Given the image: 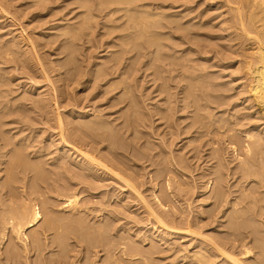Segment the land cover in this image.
<instances>
[{"label": "rangeland", "instance_id": "obj_1", "mask_svg": "<svg viewBox=\"0 0 264 264\" xmlns=\"http://www.w3.org/2000/svg\"><path fill=\"white\" fill-rule=\"evenodd\" d=\"M131 2H112L111 6L117 5L120 11L109 16L106 14L107 8H104V5H108L106 0H0V139L3 138L0 140V213H8L13 209L12 201L5 194L6 189L14 193H21L26 186L35 189L28 195L30 199L27 200L26 208L29 211V204H35L42 218L27 228L25 233L37 237V228L48 226L50 221L52 229L38 237L41 243L49 239L55 241L41 255L38 253L37 256L33 250L27 256L22 252L23 262L20 264H32L44 254L55 257L61 251V255L67 257V247H74L69 253L74 256L72 259L75 264L86 263L87 259L90 260L86 264H112L116 257L114 255L119 257L120 252L107 254L100 247L89 245L95 242L96 232L99 230L101 233L105 229L109 230L113 243L116 240L113 233L116 232L124 237L121 241L130 242L132 246L146 249L152 244L159 247V252L154 254L158 258L155 256L148 260L153 264H184L189 259L187 256L194 254V251H202V247L212 249L208 239L212 235L228 238L229 243H234L235 255L240 260L244 263L253 262L258 258V252L264 255V200L258 201L259 195L250 190L257 188L262 193L263 188H258L255 181L264 175V170L262 174L247 175L246 178L226 177L225 174L228 169L230 172V168H238L241 164H247L257 172V164L264 168V110L260 109L250 94L252 71L251 65L247 63L249 58L252 63L255 62L254 35L264 40V0H165L163 7L158 9L145 6L150 15L157 14L151 20H142L145 24L137 15L138 11L132 9L134 4ZM239 20L244 23L245 30ZM151 22L156 23L155 26H151ZM51 28L52 33H45V29ZM47 70L49 75L46 74ZM98 91L100 94L97 95ZM114 94V98L124 100L113 99L119 103H113L112 107L108 99ZM128 101L131 104H127ZM203 104H210L212 108L205 109ZM162 113L164 117H161ZM89 118H98L96 120L102 121L105 127L107 123V129L115 133L117 140L132 144L135 153H146L147 160L139 157L133 161L127 160L128 165L133 164L128 171L138 170L139 165L146 164L150 174L157 169L165 172L174 168L165 159L166 155L176 156L185 168L188 167V170L184 168L183 176L174 170L167 173L166 178L152 180L148 179L149 174H145L139 179L146 183L137 189L142 191L140 196L148 198L150 203H154L155 193L164 195V211L173 213L178 220L189 217L206 238L198 234H184L182 238L177 234H168L165 231L167 228L160 227L142 206L140 196L133 189L126 191L130 188L99 164L90 167L98 171L106 185L100 188V193L93 199L100 202L91 201L93 204L87 205L100 209L99 212L79 211L72 216L74 210L72 212L68 205L63 204V196L66 195L52 190L48 184L54 179L57 183L71 185L67 195L75 191V184L82 177L76 176L74 171H78L79 164L87 161L79 151L74 150L85 151L89 148V145L84 146V123ZM126 118L134 121V128L140 132H136L140 136L139 140L130 130L124 133V128L118 129L119 122ZM58 119L63 126L62 133L58 129ZM195 119L202 121L199 131L205 135L201 139L197 131L200 123H196ZM192 121L195 124L190 126ZM170 131H179L172 144L168 142L172 140ZM254 138L260 139L256 154L248 150L255 148L252 146ZM3 142L6 144L2 145ZM99 147L104 153L106 148ZM68 150L73 152L71 157L65 156ZM64 162L71 172L65 173L59 167ZM209 165L223 172V177L231 185V193L226 201H222L224 207H218L213 212L218 221L208 216L212 208L209 192L196 196L199 193L193 192L196 189L190 182L192 173H203L206 168H210ZM34 174L37 177L32 180ZM185 180L190 183L186 184ZM217 182L213 180L211 190ZM198 190L203 191L201 188ZM252 208L255 211L260 209L262 213L254 214ZM116 210L119 212L114 216L113 211ZM241 211L243 217L235 218ZM67 217L73 221L76 218L77 221L71 224L67 219L63 220ZM238 224L247 227L240 230L256 231L257 236L262 237L256 241L251 237L237 240L233 231ZM1 225L0 230L3 227ZM4 231V238H8L2 250L8 243L11 244L10 241L13 243V238H9L10 232L6 228ZM72 232L84 237L83 243L80 241L82 244L77 242L75 245L76 239L70 236ZM141 234H147V244L137 242L138 237L135 235ZM44 236L47 238L44 239ZM162 236L169 238L167 242L159 239ZM165 245L182 249L173 254L172 251L164 250ZM243 245H254L249 258L243 254ZM124 258L122 262L119 261L120 264H134L127 256ZM219 259L218 264H235L230 263L229 259ZM27 260H31V263H25Z\"/></svg>", "mask_w": 264, "mask_h": 264}, {"label": "bare ground", "instance_id": "obj_2", "mask_svg": "<svg viewBox=\"0 0 264 264\" xmlns=\"http://www.w3.org/2000/svg\"><path fill=\"white\" fill-rule=\"evenodd\" d=\"M118 0H106L107 4L108 5H104V8H107V12L106 14L111 16L114 12L116 11H120V8L115 5V6H111L112 5V2H116ZM132 1V2H131ZM164 1L165 0H121V3H127V2H131L133 3L134 5L132 6V9L134 8V10L138 11V16L141 20V22H144L145 24V21H148V20H151V17L154 16L156 13H152V15H150L149 11L146 10L145 6H152L153 8H160V7H163L164 5ZM257 3V2H256ZM96 4V3H95ZM101 4V3H99ZM99 6V5H98ZM97 6V7H98ZM125 7V6H124ZM140 8V9H139ZM145 8V9H143ZM126 10V8L124 9ZM161 10V9H160ZM158 10V11H160ZM236 10V9H235ZM133 12V11H132ZM151 12V11H150ZM88 13V12H87ZM127 13V11H126ZM158 13V12H157ZM83 14V13H82ZM86 14V13H85ZM136 14V12H135ZM157 15V14H156ZM248 15V14H247ZM104 16V15H103ZM130 16V14H129ZM132 16V15H131ZM133 17V16H132ZM136 17V16H135ZM134 17V18H135ZM94 18V17H93ZM130 18V17H129ZM138 19V18H137ZM142 20H145V21H142ZM161 20V19H160ZM83 21V20H82ZM158 21V20H157ZM240 21V20H239ZM139 22V21H138ZM126 23V22H125ZM159 23V22H158ZM88 24V23H86ZM121 24V23H120ZM143 24V25H144ZM156 23H153L151 22V26H155ZM90 25V23H89ZM240 25L242 26V28L245 30V26H244V23L242 21H240ZM264 25V24H263ZM157 26V25H156ZM160 26V25H159ZM176 26V25H175ZM112 28V27H111ZM155 28V27H154ZM115 29V28H114ZM174 29V28H173ZM45 33H52V28L51 29H45ZM74 30V29H73ZM72 30V31H73ZM66 31V30H65ZM64 31V32H65ZM63 32V33H64ZM67 32V31H66ZM75 34V32H73ZM102 33V32H101ZM145 33V32H144ZM147 33V31H146ZM72 34V33H71ZM88 34V33H87ZM134 34V33H133ZM125 35V34H124ZM128 35V34H127ZM135 35V34H134ZM147 35V34H146ZM249 35V34H248ZM251 35V34H250ZM249 35V36H250ZM74 36V35H73ZM77 36V35H76ZM129 36V35H128ZM264 36V35H263ZM70 37V36H69ZM138 37V36H137ZM148 37V36H146ZM145 37V38H146ZM71 38V37H70ZM123 38V37H122ZM125 38V36H124ZM151 38V37H150ZM251 38V37H250ZM131 39V37H130ZM138 39V38H137ZM149 39V37H148ZM147 39V40H148ZM254 43H256V50L253 54V57L255 58V62L252 63V61L250 60L251 58H249V60L247 61L248 64L251 65V70L252 71V85L250 86V94H252L253 96V100L258 104V106H260V109L261 110H264V40L262 37H258V35H254ZM31 39H29V42H30ZM55 40V39H54ZM125 40V39H124ZM152 40V38H151ZM138 41V40H137ZM32 42V41H31ZM152 42V41H151ZM33 43V42H32ZM36 43V42H35ZM34 44V43H33ZM120 44V43H119ZM122 44V43H121ZM66 45V44H64ZM123 45V44H122ZM151 45V44H150ZM156 45V44H155ZM67 46V45H66ZM141 46V45H140ZM158 47V46H156ZM255 47V44L254 46H252V48ZM33 48H35L33 46ZM37 48V47H36ZM122 48V47H121ZM124 48V47H123ZM149 48V47H148ZM127 50V48H124ZM33 50H36V49H33ZM25 51V50H24ZM120 52V51H119ZM118 52V54H119ZM124 52V51H123ZM153 53V52H152ZM139 54V53H138ZM147 54V53H146ZM155 54V53H154ZM157 55V54H156ZM159 55V54H158ZM252 55V54H251ZM161 56V55H160ZM137 57V56H136ZM36 58V57H35ZM38 58V57H37ZM109 62V61H108ZM118 63V62H117ZM133 66V65H132ZM124 68V67H123ZM130 69V68H129ZM128 69V71H129ZM111 70H113V68L111 67ZM125 70V69H124ZM127 70V69H126ZM95 71V70H94ZM94 71L92 72L94 74ZM104 71V70H103ZM44 72V71H42ZM97 72V71H96ZM48 73V70L46 72V74ZM116 73V72H114ZM45 74V73H44ZM113 74V73H112ZM49 75V73L47 74ZM91 75V74H90ZM95 75V74H94ZM43 76V75H42ZM93 76V75H92ZM43 77H46V76H43ZM50 78V77H49ZM1 79V78H0ZM47 79V78H45ZM57 79V78H56ZM92 79V78H91ZM100 79V78H99ZM77 80V79H76ZM95 81V79H92ZM97 80V79H96ZM1 82V80H0ZM51 82V80H50ZM75 82V81H74ZM113 82V81H112ZM124 82V81H123ZM130 83V82H129ZM96 84V82H95ZM109 84V83H108ZM95 86V85H94ZM115 87V86H114ZM107 88H110V87H107ZM161 88V87H160ZM111 89V88H110ZM131 89V88H130ZM100 90V89H99ZM103 90V89H102ZM101 90V91H102ZM106 90V89H105ZM248 90V89H247ZM66 91V90H65ZM127 91V90H126ZM103 92V91H102ZM106 93V92H105ZM127 93V92H126ZM124 93V95L126 94ZM129 93V91H128ZM100 94V92L98 91L97 95ZM188 94V93H187ZM128 95V94H127ZM125 95V96H127ZM134 95V94H133ZM114 96H116L115 94L112 96V98L108 99L111 103H110V106H114L113 103H119V102H114L115 100L116 101H122L124 100L123 99H120V98H114ZM185 96V95H184ZM25 98V97H24ZM114 99V101H112ZM126 100V99H125ZM108 101V102H109ZM132 104H133V101H131ZM131 104L130 101L127 102V104ZM193 104V103H192ZM186 106V105H185ZM203 108L205 109H210L212 108V106L210 104H203L202 105ZM134 107V106H133ZM136 108V107H135ZM170 108V107H169ZM259 109V110H260ZM133 111V110H132ZM131 111V112H132ZM135 112H137V110H135ZM264 112V111H263ZM262 113V112H261ZM158 114V113H157ZM161 114V112H160ZM97 115V114H96ZM134 115V113H133ZM152 115V114H151ZM165 115V114H164ZM208 116H210V114H208ZM98 117V116H97ZM100 117V116H99ZM130 117V116H129ZM159 117V116H158ZM161 117H164L163 116V113L161 115ZM202 117V115H201ZM60 118V117H59ZM168 118V117H167ZM204 118V117H203ZM98 119V118H96ZM90 120V118L86 121V123H84V146H88L89 145V148L87 150H74V151H79V153L86 159V163L84 164H79L78 165V171H74V174L76 176H80L82 177V179H80L76 184V188H75V191H73L72 194H69L67 195L66 193H68V190L71 188V185L69 184H64V183H57L56 180L52 179V182H49L48 184V187L51 188L52 190H55V191H59L62 193V195H66V196H63L65 199V205H68V207L71 208L72 212L74 210V212L72 213V216H75L74 214L78 213L79 211L80 212H84V211H98L100 209H97V208H94V207H89L87 206L89 203H92V202H95V203H99L100 200H96V201H93L94 197H97L96 194L100 193V188L104 187L106 184L103 182V179L100 177L99 173H97L98 171L96 170H93V166L90 167L91 165H95V164H99L103 167V169H108L113 175L112 176H116L119 178L120 182H122L126 187L130 188V189H127L126 191L128 190H131L133 189L139 196L141 195L142 191L139 192V190L137 189V187L139 186H143L146 181L144 180H140L139 178L143 177L145 174H149V178L148 179H152V180H156L158 178H166L167 177V173H169L170 171H176L177 173L180 172V175L183 176L184 172V164H182L183 162L176 158V156H172V157H166L165 156V159L167 158L168 161L172 164V166L174 168H169L167 169L165 172L164 171H160V169H155L156 171L153 172L152 174H150V170H146L147 166L146 164H143V165H139L138 167V170H134V169H131L128 171V168L130 167V165H133V164H129L127 163V160H131L133 161L134 159L136 158H147L146 156V153L143 151L140 152V154L135 153L134 151V147L132 146V144H128V143H123L122 141H119L117 140L116 138V135L115 133H112L109 129H107V123L105 124L106 127L104 126V123L102 121H98V120ZM158 119V118H157ZM193 120V119H192ZM210 120V118H209ZM153 121V119H152ZM195 121H197L196 123H200V125H197V128H198V132H199V137L200 139L203 138L202 135L204 134V132L202 131H199L200 128H202V121L201 119H195ZM195 121H192L190 126H192V124H195ZM58 122L60 123L59 126V130L60 132L62 133L63 132V126L61 127V122H60V119H58ZM133 120H129L128 118H126L125 120L123 121H120L119 124H120V127H118V129H121V128H124V133L125 131H131V134H133V136L135 138H137L139 140V137L137 135V133H140L139 131L136 130V128H134V124H133ZM145 122V121H144ZM154 122V121H153ZM168 122V121H167ZM212 122V121H211ZM58 123V124H59ZM166 123V122H165ZM210 123V122H209ZM152 124V123H151ZM171 125V124H170ZM174 125V124H173ZM207 125V124H206ZM210 127V126H209ZM207 126V128H209ZM109 128V127H108ZM171 128V127H170ZM186 128V127H185ZM196 128V129H197ZM111 129V128H110ZM116 129V130H118ZM177 129V128H176ZM184 129V128H183ZM178 130V129H177ZM181 130V129H180ZM183 131V130H181ZM207 131V130H206ZM59 132V133H60ZM137 132V133H136ZM179 132V131H178ZM178 132L175 133V132H172L170 131V135L172 137V140L171 141H167L170 142V144L173 143V140L177 139L178 137ZM187 132V131H186ZM58 133V134H59ZM181 133V132H180ZM179 133V134H180ZM185 133V132H184ZM206 133V132H205ZM150 134V133H149ZM166 134V132H165ZM152 135V134H151ZM182 135V134H180ZM205 135V134H204ZM145 136V135H144ZM195 136V135H194ZM213 136V135H212ZM196 137V136H195ZM3 139V138H2ZM0 139V140H2ZM141 139V138H140ZM161 139V138H160ZM170 139V137H169ZM5 140V139H4ZM199 140V139H198ZM162 141V140H161ZM211 141V140H210ZM209 141V142H210ZM201 142V141H200ZM6 143L3 142L2 145H5ZM167 144V143H166ZM259 144H260V139H256L254 138L252 140V146H254L255 148L252 149V148H248V150L250 149V151L252 150V153L253 154H256L257 153V148L259 147ZM1 145V144H0ZM164 145V144H163ZM99 146H102V147H105L106 148V152L104 151V153H102L101 149H99L100 147ZM169 146V145H168ZM204 146V145H203ZM202 146V148H203ZM249 146V145H248ZM87 148V147H85ZM104 148V149H105ZM195 147L193 148V151H194ZM166 150V148H165ZM156 151V150H155ZM199 151V150H198ZM166 152V151H165ZM196 152V151H195ZM73 152H70L68 150V153L65 151V156H69L71 157ZM194 153V152H193ZM192 153V154H193ZM166 154V153H165ZM190 154V153H189ZM154 155V154H153ZM160 155H161V152H160ZM191 155V154H190ZM200 155V154H199ZM75 155L73 154V157ZM80 156V155H79ZM162 156V155H161ZM171 156V155H170ZM204 156V155H203ZM14 157V156H13ZM157 157V156H156ZM159 157V155H158ZM212 157V156H211ZM150 158V157H148ZM180 158V157H179ZM194 158V155L193 157ZM200 158L197 156V159ZM12 159V158H11ZM80 159V158H79ZM158 159V158H157ZM163 159V158H162ZM204 159H205V156H204ZM203 159V160H204ZM264 159V157H263ZM147 160V159H146ZM151 160H153L151 158ZM200 160V159H198ZM208 160V159H207ZM12 161V160H11ZM16 161V160H15ZM137 161V160H135ZM206 161V160H204ZM164 162V161H163ZM0 163H1V160H0ZM12 163V162H11ZM83 163V162H82ZM135 163V162H134ZM155 164V163H154ZM249 164V163H248ZM24 165V164H22ZM258 165V168H259V171L257 172L256 170H253L249 165L247 164H241V166H239L238 168H235V169H232L230 168V172H228V170L226 171L227 173L225 174L226 177H228V175H231V177L233 178L234 176L235 177H240V178H246L247 175H258V174H262L264 168L262 165L260 164H257ZM100 166V167H101ZM134 166H136V163L134 164ZM171 166V167H172ZM187 166V165H186ZM9 167V166H8ZM60 168H62L64 171L63 172H71V170L65 165V162L64 163H61V165L59 166ZM97 167V166H96ZM101 167V168H102ZM210 168H206V171L205 172H200L198 175H194L193 173L191 174L190 176V182L192 183V186L195 190H193V192H195L196 194L199 193L198 195L196 196H199L201 195L202 193H204L205 191L209 192L208 194V198L209 199H212V208L209 210V215L210 217H212L213 220L216 219V221H218V219L216 218V213L213 214L214 210L216 208H220L221 206H223V203L222 201H226V197L231 193V190H230V186L229 183H228V179H226L225 177H223L224 173L223 172H219L218 169L215 170V168H213L212 165H209ZM227 167V166H226ZM31 168L33 169V167L31 166ZM188 168V167H187ZM187 168H185L186 170H188ZM223 168V167H222ZM30 169V170H32ZM37 169V167H36ZM102 169V170H103ZM226 170V169H225ZM34 170H32V172H34ZM104 171V170H103ZM106 171V170H105ZM174 171V172H175ZM190 171V170H189ZM107 172V171H106ZM103 173V172H102ZM109 173V172H108ZM110 173V174H111ZM191 173V171H190ZM220 173V174H219ZM258 173V174H257ZM38 174V172H37ZM52 174V172L50 173ZM60 174V173H59ZM264 174V173H263ZM179 175V174H178ZM187 175V174H186ZM214 175V176H212ZM33 179H36V174L33 175ZM102 176V174H101ZM106 177V175H104ZM264 175H262L261 178H258L255 183L257 184L258 188H263L262 190V193L260 192V190H257V188H252L250 191L252 193H257L259 196H258V201L260 200H264V178H263ZM108 177V176H107ZM115 177V178H116ZM111 178V177H110ZM113 178V177H112ZM183 179V178H182ZM185 179V178H184ZM189 179V178H188ZM187 179V180H188ZM78 180V179H77ZM114 180V178H113ZM117 180V179H116ZM187 180H185V183L188 184L190 182H188ZM213 180H215L217 182V185L215 186V188L213 190H211V184H213ZM220 180V181H219ZM187 181V182H186ZM36 182V181H35ZM32 183V185L34 186V183ZM115 182V181H114ZM118 183V182H116ZM159 182H157L158 184ZM31 184V183H30ZM47 186V185H46ZM73 186V184H72ZM74 186V187H75ZM47 187V188H48ZM122 187V186H121ZM30 187L23 189V191L21 193H14V191L12 192L11 190H7L5 191V194L10 198L9 200L12 201V204L11 207L13 208L11 212H8V213H3L1 212L0 213V224H2L1 226L2 227V230H0V264H20L22 261V252L25 254L24 256H27V254H30L33 250L34 253H36V255L39 253L40 255L42 254V251L47 247V246H51L52 244L55 243V241L53 239H49V241H45L47 243H41L40 241V238L38 237L39 235H44L46 233V230H50L52 229V226H49L51 224V222L49 221V224L48 226L51 227V228H48V226H45V225H41L39 226L38 229V233H37V237H34V236H29L25 233V230L27 228H30L32 227L33 225H35L37 222H39V220L42 218V215L40 214V211L38 210V208L36 207L35 204H29V211L28 209L26 208L27 205H28V202L27 200L30 199L28 197V195H31L34 190L33 189H29ZM45 188V187H44ZM124 188V187H123ZM202 189L203 191H199L198 189ZM225 188V189H224ZM77 189V190H76ZM104 189V188H103ZM246 189V188H244ZM132 191V190H131ZM16 192V191H15ZM181 192V191H180ZM128 193V192H127ZM84 194V196H83ZM131 194V193H130ZM154 194V193H153ZM171 194V193H170ZM180 194V193H179ZM181 194H184L186 195L187 193H181ZM256 194V195H257ZM263 194V195H261ZM101 195V194H100ZM143 195V194H142ZM247 195V194H246ZM255 195V197H257ZM260 195L262 198H260ZM145 196V195H144ZM164 196V195H163ZM163 196L162 195H158L155 193V195L153 196V199H154V203H150L149 201H147V199H145L143 196L141 197L140 196V202L142 203V206L145 207L149 213V215L151 216V218H153L155 220V222H157V224L160 225V227L162 226L163 228H167L165 231L168 232V234H177L178 237L182 238L184 236V234H187V235H193V234H198L200 237H204L206 238L205 234H203V232H201V230L199 228H196L195 227V223H193L191 220H189L187 217L185 218H182V219H177V217L173 214V213H168L167 211H164V206H165V203L162 202L163 200ZM245 196V195H244ZM249 196V194H248ZM85 197L89 198V199H84ZM147 197V196H146ZM34 198V197H32ZM136 198V197H135ZM207 198V199H208ZM16 199H18L19 201H17ZM62 199V198H60ZM98 199V198H97ZM105 199V198H104ZM167 199V198H166ZM165 199V200H166ZM95 200V199H94ZM79 201L81 203H79ZM92 201V202H91ZM135 202V201H134ZM139 202V203H140ZM167 202V201H166ZM8 203V202H7ZM33 203V202H32ZM110 202H108L109 204ZM111 203H114V202H111ZM137 203V202H136ZM226 203V202H225ZM9 204V206H10ZM84 204H85V207H84ZM93 204V203H92ZM105 204V202L103 203ZM135 204V203H134ZM189 205V204H188ZM264 206V205H263ZM262 206V207H263ZM10 207V208H11ZM100 207V205H99ZM120 207V206H119ZM224 207V206H223ZM261 207V206H260ZM25 208V209H24ZM105 208V207H104ZM127 208V207H126ZM243 208V207H242ZM124 209V208H123ZM2 210V209H1ZM27 210V212H26ZM103 210V209H102ZM121 210V209H120ZM243 210V209H242ZM53 211V210H52ZM118 210L116 211H113V215L116 216ZM127 211V210H126ZM146 211V213H147ZM217 211V210H216ZM221 211V209H220ZM79 212V213H80ZM102 212V211H101ZM109 212V211H108ZM107 212V213H108ZM112 211H110L111 213ZM237 212V211H235ZM243 211L238 212L237 214V217L235 218H242L243 217ZM254 212H259V213H262L260 209L258 210H254V208H252V213ZM185 215V213H183ZM255 214V213H254ZM258 214V213H257ZM97 215V214H96ZM106 215V214H104ZM109 215V214H108ZM119 215V214H118ZM148 215V214H147ZM80 217V215H77ZM76 216V217H77ZM221 216H223V213H221ZM62 217V216H61ZM61 217H58V218H61ZM112 217V216H111ZM50 218V217H48ZM64 218V217H63ZM109 218V217H108ZM126 218V216H125ZM149 218V217H148ZM220 218V217H218ZM56 219V218H55ZM67 219V222L71 223L73 221L72 218H65L63 220L66 221ZM78 219V218H77ZM51 220V219H50ZM53 220V219H52ZM122 220V219H120ZM127 220V219H126ZM134 221H137L136 219H133ZM46 221V220H45ZM55 221V220H53ZM52 221V223H54ZM61 220H59L60 222ZM74 221H77L76 218L74 219ZM73 221V222H74ZM152 221V220H151ZM58 222V220H57ZM64 222V221H62ZM67 222H65L67 224ZM148 222V221H147ZM153 222V221H152ZM112 223V222H111ZM114 223H115V219H114ZM59 224V223H58ZM58 224L56 226H58ZM73 224V223H71ZM70 224V225H71ZM75 224V223H74ZM152 224V223H151ZM155 224V223H154ZM52 225V224H51ZM60 225V224H59ZM65 225V224H64ZM68 225V226H70ZM220 225H222V222H220ZM236 225V224H235ZM55 226V225H54ZM76 226V225H75ZM154 226V225H153ZM178 226H181V227H184V228H179ZM4 228H6L10 234H9V238H13V243L12 241L10 245H6L4 247V249L2 250L3 246H4V243H5V240H7L8 236H6V239L4 238L5 236V231H4ZM93 228V226H92ZM108 228H110V223L108 222ZM226 228H227V225H226ZM234 228H236V230L234 229L233 231V235H234V238H236L237 240H242L244 237H251L253 239V241H256L257 239H259V237H262V236H257L258 234L253 231H246V230H240V228H247V227H244L242 224H238L237 226H235ZM97 229V228H96ZM99 229H102V227H99ZM239 229V230H238ZM55 230V229H54ZM59 230V229H58ZM98 230V229H97ZM113 232L115 231V229H112ZM71 231V230H70ZM109 230L108 229H105L103 230L101 233L99 232V230L96 232L97 234V238L95 240V242L93 244H89V245H92V246H97V247H100V249L103 251H106L107 254H116L118 252H120V256L117 257V255H114L116 256L115 259H114V263L112 264H120L119 261H123L125 260L126 258H124V256L131 260L134 264H153L151 263V261L149 262L148 260H151V259H154V258H158V256L154 255L156 254L157 252H159V247H157L156 245L155 246H152V244L150 246H152L150 248H146V249H142L138 246H132L130 242H123L121 241V239H123L124 237L123 236H120V234L118 233H113L115 234L114 236L116 237V240L114 241L113 243V240L111 239V235L109 234L108 232ZM117 231V230H116ZM231 231V230H230ZM78 232V231H77ZM76 232V233H77ZM76 233H71L70 236L71 237H74V240H75V245H77V242H80L84 241V237L79 235V234H76ZM80 233V232H78ZM34 233L32 232V235ZM52 234V233H51ZM137 234V233H136ZM7 235V234H6ZM35 235V234H34ZM151 235V234H150ZM48 236V235H47ZM138 237V240L137 242L139 244H147L148 243V236L147 234H141L140 235H135ZM49 237V236H48ZM151 237V236H150ZM154 237V235L152 236ZM177 237V236H176ZM185 237V236H184ZM197 237V236H196ZM47 237L44 236V239H46ZM51 238V237H50ZM164 239L165 242H167V240L169 238H164L163 236L160 237L159 239ZM193 238V237H192ZM264 238V237H263ZM86 239V238H85ZM126 239V237H125ZM209 241H210V245L213 246L212 249L210 248H206V247H202V251L200 252H195L194 251V254L192 253V255H188L187 257L189 258L186 263L184 264H218L220 263V261H218L217 259L220 258H225V259H229L231 260L230 263H235V264H264V255L262 252H258L257 255H258V258L253 261V262H250V263H247L243 260H240V258H238L236 255H235V245L234 243H229L230 241H228V238H224L223 236H214L212 235L211 237L208 238ZM184 240V239H182ZM15 241V242H14ZM65 241V240H64ZM163 241V240H162ZM190 241V240H189ZM205 241V240H204ZM206 242V241H205ZM57 243V242H56ZM67 243V242H66ZM81 243V242H80ZM81 243V244H82ZM163 243V242H162ZM200 243V242H198ZM156 244V243H155ZM191 244V242H190ZM201 244V243H200ZM57 245L59 246L60 244L57 243ZM74 245V243H73ZM161 245V244H159ZM158 245V246H159ZM67 247V245H64ZM163 246V245H162ZM166 247H164V250L166 252H173V254L175 253H178L180 251V249L182 248H175L174 246L173 247H170V246H167L165 245ZM193 246V245H192ZM202 246V245H201ZM208 246V245H207ZM244 246V250H243V254L246 255V257L248 256V258L250 257V255L252 254L253 252V248H254V245H251V246H246V245H243ZM84 248V245L82 246ZM81 247V248H82ZM196 247V246H195ZM76 248V247H75ZM88 248V247H87ZM63 249V248H62ZM73 250L74 247H67L66 250H67V254L68 256L66 257L65 254L61 255L62 254V251H61V254L60 255H57L55 257H51L50 255H42L40 256L41 258L38 259V261H35L32 263V264H75L73 262V257L74 256H70V253L71 252L70 250ZM65 250V248L63 249ZM88 250V249H87ZM78 251H79V248H78ZM89 251V250H88ZM197 251V250H196ZM81 252V251H80ZM91 252V251H90ZM93 252V250H92ZM73 254V252H72ZM255 253H253L254 255ZM78 255V254H77ZM186 255V254H185ZM252 255V257H253ZM29 256V255H28ZM38 256V255H37ZM70 256V257H69ZM113 256V255H112ZM156 256V257H155ZM184 256V255H183ZM182 256V258H183ZM255 256V255H254ZM77 256H75L76 258ZM107 257H109L107 255ZM186 257V256H184ZM70 258V259H69ZM73 258V259H72ZM88 258V257H87ZM114 258V257H113ZM166 258V257H164ZM79 259V258H78ZM81 259V258H80ZM162 259V258H161ZM184 259V258H183ZM186 259V258H185ZM247 259V258H246ZM88 260L90 259H87V262ZM220 260V259H219ZM75 261V260H74ZM77 261V260H76ZM223 261V260H221ZM246 261V260H245ZM27 262H30L31 263V260H27L25 263ZM86 262V263H87ZM131 262V263H132ZM77 263V262H76ZM79 263V262H78ZM85 263V262H84ZM83 263V264H84ZM85 263V264H86ZM172 263V262H171ZM228 263V262H227ZM89 264V263H88ZM92 264V263H91ZM129 264V263H128Z\"/></svg>", "mask_w": 264, "mask_h": 264}]
</instances>
